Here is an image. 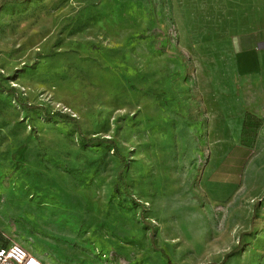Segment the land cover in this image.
<instances>
[{"label": "rangeland", "instance_id": "374dc122", "mask_svg": "<svg viewBox=\"0 0 264 264\" xmlns=\"http://www.w3.org/2000/svg\"><path fill=\"white\" fill-rule=\"evenodd\" d=\"M189 25L170 0H0L7 243L46 264H212L244 242L264 150L236 104L206 114L197 65L227 38ZM221 264L264 260L242 245Z\"/></svg>", "mask_w": 264, "mask_h": 264}, {"label": "crops", "instance_id": "0c3cea01", "mask_svg": "<svg viewBox=\"0 0 264 264\" xmlns=\"http://www.w3.org/2000/svg\"><path fill=\"white\" fill-rule=\"evenodd\" d=\"M170 3L175 21L190 22V36L203 35L199 31L205 30L207 36L227 38L220 46L205 49L219 53V63L216 55L215 58L207 55V62L212 59V65L205 72L197 65L196 84L205 102L206 114L210 116L220 103L223 113L233 120L237 105L239 117L251 118L245 131L257 134L256 140L245 147L264 150V27L256 23L264 20V0H170ZM208 22L220 24L215 27ZM246 22L252 23L246 25ZM219 64L224 70L223 80L219 79ZM253 119L258 125H251ZM212 122L211 119L210 127ZM256 195L264 197V176L260 177ZM258 203L243 227L242 244L264 260V201Z\"/></svg>", "mask_w": 264, "mask_h": 264}, {"label": "built area", "instance_id": "2783aa9c", "mask_svg": "<svg viewBox=\"0 0 264 264\" xmlns=\"http://www.w3.org/2000/svg\"><path fill=\"white\" fill-rule=\"evenodd\" d=\"M6 235L0 228V264H46L22 244L7 243Z\"/></svg>", "mask_w": 264, "mask_h": 264}, {"label": "trees", "instance_id": "16d2710c", "mask_svg": "<svg viewBox=\"0 0 264 264\" xmlns=\"http://www.w3.org/2000/svg\"><path fill=\"white\" fill-rule=\"evenodd\" d=\"M3 1H5V0H3ZM14 3H22L24 0H12ZM25 107H38V106H31V105H28V104H23ZM58 114H60L61 115V117H67V116H65L64 114H62V113H60L59 111H54L52 114H49V115H47V116H52V115H58ZM71 121H75L74 120V118L73 117H68ZM84 139V141H86L87 143H90L91 142V140H89L88 138H86V137H84L83 138ZM104 141H106V142H108V143H111L112 145H113V142H112V140H110V139H106V140H104ZM115 149H114V147H112V151H114ZM13 157H15V160L17 161L18 160V158L16 157V153H13ZM21 168V165L20 164H16L15 165V167L13 168V171H15V170H18V169H20ZM12 173V172H11ZM10 173V174H11ZM119 174H120V171H119ZM123 193H124V196L125 197H127V192H126V190H125V188H123ZM147 225H149L148 223H146ZM150 237H151V240L153 239V234L151 233V235H150ZM243 244L242 243H238L237 244V246H235L233 249H231V250H229L228 252H226L224 255H223V257H222V259H221V261L220 262H218V263H212V264H221V263H223L230 255H232L233 253H235V252H237L240 248H241V246H242ZM154 247V246H153ZM156 249V248H155ZM159 252H160V254L165 258V261H166V264H178V263H175V262H173V261H171L170 260V258L168 257V255L166 254V252L163 250V249H161V248H159V249H157Z\"/></svg>", "mask_w": 264, "mask_h": 264}]
</instances>
